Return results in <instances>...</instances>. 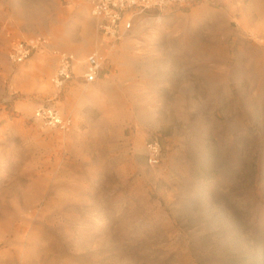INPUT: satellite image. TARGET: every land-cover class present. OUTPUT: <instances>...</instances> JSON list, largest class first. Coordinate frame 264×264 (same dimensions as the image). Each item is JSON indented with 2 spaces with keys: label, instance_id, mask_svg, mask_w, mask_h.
<instances>
[{
  "label": "rangeland",
  "instance_id": "374dc122",
  "mask_svg": "<svg viewBox=\"0 0 264 264\" xmlns=\"http://www.w3.org/2000/svg\"><path fill=\"white\" fill-rule=\"evenodd\" d=\"M93 1L0 0V264H264V0L151 10L115 45ZM94 52L45 127L60 55Z\"/></svg>",
  "mask_w": 264,
  "mask_h": 264
},
{
  "label": "built area",
  "instance_id": "2783aa9c",
  "mask_svg": "<svg viewBox=\"0 0 264 264\" xmlns=\"http://www.w3.org/2000/svg\"><path fill=\"white\" fill-rule=\"evenodd\" d=\"M188 0H94L92 14L100 19L99 29L103 40L115 45L133 29L134 18L151 10H163L174 5H183ZM41 43V39L30 43L21 41L12 46L10 58L15 63H23L31 57ZM106 56L100 52L90 54L84 62L83 74L79 76L85 83H95L102 75ZM76 59L72 54L60 55L59 66L50 82L57 93L46 103L39 104L34 111V118L49 129L69 131L72 123L63 117L59 108L53 103L58 93L76 77ZM149 163L157 164L161 157L158 142L147 144Z\"/></svg>",
  "mask_w": 264,
  "mask_h": 264
},
{
  "label": "bare ground",
  "instance_id": "6f19581e",
  "mask_svg": "<svg viewBox=\"0 0 264 264\" xmlns=\"http://www.w3.org/2000/svg\"><path fill=\"white\" fill-rule=\"evenodd\" d=\"M93 15V14H92ZM95 19V18H94ZM94 19L93 18H91V17H89V16H87V20L89 21V23H95L94 22ZM98 20H99V23H100V19L98 18ZM100 25V24H99ZM106 44H107V42H106ZM69 45V46H68ZM67 46H68V48H69V50H73L74 48H73V46H72V44L70 43V44H68ZM107 55V54H106ZM76 59V58H75ZM87 59V58H86ZM86 61V60H85ZM84 63H83V60L81 61V59H77L76 60V67H75V73L76 72H78V73H81V72H83V70H84V65H83ZM85 89H86V91H87V95L89 96V97H92V96H96L97 94H98V92H99V90L97 89V88H95V87H85ZM77 95L79 96V98L80 99H83V96H82V93L80 94V93H77ZM59 111L61 112V110L59 109ZM63 115V114H62ZM63 117H65L64 115H63ZM60 131V130H59ZM64 132H66V131H64Z\"/></svg>",
  "mask_w": 264,
  "mask_h": 264
}]
</instances>
